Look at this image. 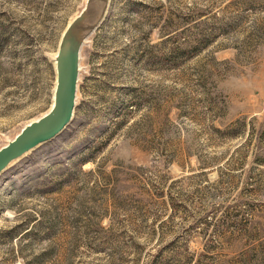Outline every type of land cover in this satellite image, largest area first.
Returning <instances> with one entry per match:
<instances>
[{"label": "rangeland", "instance_id": "1", "mask_svg": "<svg viewBox=\"0 0 264 264\" xmlns=\"http://www.w3.org/2000/svg\"><path fill=\"white\" fill-rule=\"evenodd\" d=\"M86 1L0 0V147ZM0 264H264V0H108L72 120L0 173Z\"/></svg>", "mask_w": 264, "mask_h": 264}, {"label": "water", "instance_id": "2", "mask_svg": "<svg viewBox=\"0 0 264 264\" xmlns=\"http://www.w3.org/2000/svg\"><path fill=\"white\" fill-rule=\"evenodd\" d=\"M107 6L108 0H87L64 29L54 56L56 84L51 108L27 123L13 139L0 147V173L16 159L59 135L72 120L81 47L101 23Z\"/></svg>", "mask_w": 264, "mask_h": 264}, {"label": "bare ground", "instance_id": "3", "mask_svg": "<svg viewBox=\"0 0 264 264\" xmlns=\"http://www.w3.org/2000/svg\"><path fill=\"white\" fill-rule=\"evenodd\" d=\"M55 56V55H54Z\"/></svg>", "mask_w": 264, "mask_h": 264}]
</instances>
